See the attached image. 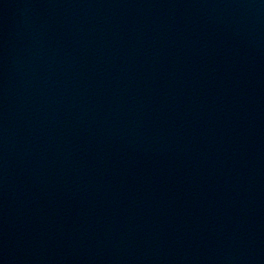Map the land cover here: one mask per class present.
Listing matches in <instances>:
<instances>
[{
    "label": "water",
    "instance_id": "obj_1",
    "mask_svg": "<svg viewBox=\"0 0 264 264\" xmlns=\"http://www.w3.org/2000/svg\"><path fill=\"white\" fill-rule=\"evenodd\" d=\"M0 264H264V0H0Z\"/></svg>",
    "mask_w": 264,
    "mask_h": 264
}]
</instances>
